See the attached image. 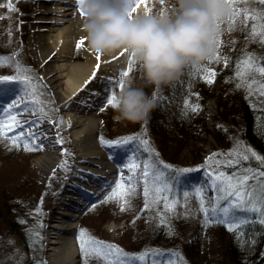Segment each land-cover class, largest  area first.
<instances>
[{
	"label": "rangeland",
	"instance_id": "374dc122",
	"mask_svg": "<svg viewBox=\"0 0 264 264\" xmlns=\"http://www.w3.org/2000/svg\"><path fill=\"white\" fill-rule=\"evenodd\" d=\"M36 3V0H0V5H3L0 6V16L4 17L0 19V56L13 57L14 61H19L24 67L33 70V73L29 75L34 79L42 78L40 83L43 87H37L36 91L44 93L40 97V101L44 110L48 113L47 117L42 119L39 113L35 115L31 114V107L24 109L27 101H20L19 107L13 108L12 111L16 113V120L22 126L15 127L13 131L7 132L8 137H16L20 132H24V136L19 138V146H14L9 139H0V264H36V257H31L32 255H29L23 249L19 241L21 233L24 232L29 235L33 231L36 234L34 238L37 242L33 244L37 248V254L41 253V260L46 262V232L48 224L55 219L58 210L56 205L57 195L58 193H63L66 188H70V181L73 182V177L78 170L77 164L74 167L69 166L74 148L70 142L71 134L65 117V106L54 97L43 79L41 66L30 46V39L34 31L33 27L37 20ZM9 4L15 9L14 11L9 10ZM171 4L172 0H148L150 12L153 14L159 13L161 10L170 13L173 11L170 7ZM235 7H238L242 11L246 8L264 10V4H260L259 0H242ZM233 10L234 8H231L232 12ZM78 11L80 12L79 9ZM241 19H237L231 31L228 30L229 25L222 27L221 46L219 49H216L221 59L219 61L213 60L211 64L207 62L206 66L209 70L216 73L214 82L211 84L215 87L217 98L225 99L234 94L243 97L252 105L264 109V96H261L258 92L247 96L245 88L236 87L237 82L231 79L236 75L237 62L248 54H255L257 58L264 57V43L260 42V36L257 35L253 38L250 35L252 24H264V19L249 20L247 28H244ZM9 31L11 34H9ZM77 44L78 42L74 47V59L83 60L85 45L83 44L78 50ZM14 53H18V55H14ZM223 58L228 59L227 66H225ZM128 61L129 58L122 71L128 69ZM260 63L264 65V60L260 61ZM122 71L114 78L99 81L104 99L100 102L95 112L99 124L96 140L106 154L115 158L125 157L127 159L133 151H136L140 160H143L149 153L144 150L145 146L140 144V141L147 140L148 147L154 149L153 155L158 154V159L171 166L172 171L191 169V172L183 175L190 176L191 174H197L193 176H198L200 179L197 178L196 183L189 182L191 184L187 187L189 190L193 189L194 186L204 185L208 179V174L213 169L223 170L228 173L227 170L223 169L221 163L222 157H226V155L216 156L208 168H205V161L214 153L226 154L237 146V140L234 135L230 138V143L223 146L224 148L219 146L214 136L217 127L221 126L220 110L215 100H209L201 107L205 123L204 127L209 132L197 135L195 130H190L185 133H179L180 136L162 137L152 130L149 118L137 123L113 119L117 113L114 107L105 102V99L113 92L117 96L123 89L119 86L115 89L109 87L111 82L120 79L119 74ZM199 74H202L200 70ZM15 75L16 72L12 64L0 66V78L14 77ZM252 77L258 82H264V76L258 72H253L250 78ZM129 78L134 80L136 86L144 87L145 92L152 99L154 97L155 99H164L167 96L166 86L160 90H156L153 86L144 85L138 65H133L128 76L123 78L124 84ZM21 87L17 80L0 82V110H3L14 99L19 100L20 96L23 95ZM21 109L24 110L21 111ZM61 118L64 123H58V120ZM33 121H37L38 123L33 124ZM29 132L38 137L34 141V144L28 135ZM101 136L106 140H117L127 137H136L137 139L131 140L128 144L116 145L109 148L101 145L99 139ZM25 142L33 147L34 150L26 151L24 147ZM49 142H54L55 149L61 153L62 158L58 165L66 159L68 161V168L65 170L59 168L57 165L49 177L43 180L35 162L46 152ZM36 145L41 147L37 150L35 148ZM65 150L71 153V155H62ZM239 151L247 154V149L242 148L241 144ZM227 158L229 159L228 156ZM251 161L256 164L255 168L257 170H264L262 162L256 161L251 157L247 161H242L237 166L242 165L243 168H246L244 167L246 165L251 167ZM200 165H203V168H195ZM142 172L143 166L141 165V167L136 169L134 176L128 171H125L123 174L124 179H128L131 176L132 180L138 181L136 194L127 197L130 204L125 205L124 211L120 210V203L117 200H107V195H111L109 187L104 190L103 194L87 203V206L83 209L76 222L74 230L78 247L77 264H85V258L82 256L80 242L77 238L81 229L87 230L88 234L96 240L116 245L124 253H127L128 256L138 257L141 254L147 253L144 261L133 260L131 264H153V261L156 264H168L170 259L174 261V264H180V259L183 260L184 264H188L176 245L171 247L164 242L152 243L149 237H146V234L152 224L161 223L165 215L172 214L173 212H191L196 218L201 211L198 201L199 197L193 191H191L192 195L187 194L188 196L184 195L183 198L177 197L175 199L178 202L169 211L165 209L163 200L153 203L150 196V208L145 210L144 180L141 179ZM53 173L55 174L53 175ZM181 174L171 176L172 182L181 183L179 182ZM228 174L231 175L232 173ZM175 176H177L176 179L173 178ZM121 178V173L118 171L112 182ZM260 179L264 180V177ZM248 183L252 184L254 181L249 180ZM149 188L151 189V185H149ZM208 193L212 195L213 204L210 206L207 202L208 200L205 199L204 207L208 206L211 208L215 206V193L213 191H208ZM106 200L107 202H105ZM169 200L172 199L169 197ZM9 204L13 211L12 214L7 213ZM93 205L95 206L93 207ZM37 209L42 214H36ZM112 223L115 225V230L109 228ZM40 225H43V227ZM39 237L43 239H39ZM34 245L32 246L33 248ZM171 253H178V257L170 256L169 254ZM128 256H120L119 259L125 261L127 264ZM211 256L214 255L211 253L209 258ZM115 259L116 256H110L108 260H105L97 254H92L87 258V264H109V261Z\"/></svg>",
	"mask_w": 264,
	"mask_h": 264
},
{
	"label": "snow or ice",
	"instance_id": "6c2138e0",
	"mask_svg": "<svg viewBox=\"0 0 264 264\" xmlns=\"http://www.w3.org/2000/svg\"><path fill=\"white\" fill-rule=\"evenodd\" d=\"M117 2L122 6L124 13L131 18L132 12L136 7H139L141 4H144L145 11L150 12L151 9L148 6V0H117ZM223 2L230 8H234L229 22L228 30L231 31L233 26L236 24L237 19H241V23L244 28L248 27V21H256L259 19H264V10H255V9H244L240 10L238 7H235L242 0H223ZM260 4H264V0H259ZM3 6V5H0ZM84 0H75L74 10L77 8L80 10V14L84 16ZM9 10L14 11L11 4H9ZM4 17L0 16V19ZM9 34L11 32L9 31ZM250 35L255 38L257 35L260 36V42L264 43V24L257 25L253 23L251 26ZM235 43V41H233ZM84 44V39L77 44V49ZM221 46V41L219 40L216 44V49H219ZM18 55V53H14ZM97 60L99 61L100 56L97 55ZM221 59L219 52L216 50V54L213 60L219 61ZM212 60V61H213ZM225 66L228 64V59L223 58ZM264 60V57L257 58L255 54H248L245 58L237 62V72L234 77L231 79L236 81V87H244L247 93V96H251L254 93L258 92L261 96H264V82H258L252 76L253 72H258L264 76V65L260 61ZM208 62L211 64V62ZM6 64H12L14 66L16 75L14 77H2L0 82L8 80H17L18 83L22 86L21 91L23 95L20 96L19 100H13L9 103L3 110H0V139H9L14 146H19V138L24 136V132H20L16 137H8L7 132L13 131L15 127H21L20 123L16 120V113L12 111L13 108L19 107L20 101H27L24 105V109L31 107V114L35 115L40 114L41 118H46L48 113L44 110L43 105L41 104L40 97L44 95L43 92H37V87H43L40 83L42 78H33L29 74L33 73V70L27 67H24L19 63V61H14L13 57L10 56H0V66ZM132 60L128 61V69L122 71L119 80H115L110 83L109 87L115 89L119 86L121 89L124 86V77H127L129 72L132 70ZM100 71V64L96 66V70L93 72L92 79H97L96 73ZM202 78L209 84L214 82L216 73L215 71L209 70L207 67L202 69ZM255 85V87H253ZM107 91V89H106ZM246 96V98H247ZM105 102L112 106H116V95L113 92L106 97ZM155 103V97L153 99ZM24 109H21L23 111ZM55 110V109H53ZM200 110L198 104H188L185 102L184 111L187 113L198 112ZM33 124L38 123L33 121ZM58 123H64L61 119L58 120ZM70 126V125H69ZM258 131L264 135V119L261 120ZM28 135L31 137V141L34 144V141L38 138L35 134L29 132ZM100 143L102 146L113 147L121 144H128L131 140L137 139L136 137H127L117 140H106L103 136L100 138ZM62 142V141H58ZM237 146L229 153H214L205 161V168L211 164L216 156H228L229 159L224 162V167H235L236 165L241 164L242 161H247L249 158H254L256 161L262 162V167H264V159L257 155L255 151L251 148L247 149V154H244L239 151L240 142L237 141ZM140 144L144 145V150L149 153L147 157L143 160H140V157L137 155L136 151H133L127 158L126 164H121L120 173L122 178L117 181H113L109 185L111 195H107V200H117L120 203V210H125V205L130 204V201L127 199L129 196L136 194V185L138 181L132 180L131 176L128 179L123 178L125 168L131 173L132 176L136 174V169L143 166V172L141 174V179L144 180L143 185V194L145 196L144 208L145 210L150 208L149 197L151 196L153 203H158L160 200L164 201V207L166 210H172L175 204L178 202L175 197L172 200H169V195L172 193L174 184L172 183L171 176L177 175L180 173H187L192 171L191 169H180V170H171V166L163 163L158 159V154L153 155L154 149L148 147L147 140H141ZM25 150L31 151L34 150L27 142H25ZM39 145H36L35 148L38 150ZM62 155L70 156L71 153L65 152ZM59 168L67 170L68 161L65 159L58 165ZM55 173H53L54 175ZM264 177V170L253 169L252 167L239 168L237 171L233 172L231 175L226 173L223 170L213 169L208 174V179L205 181L204 185L194 186L191 191H193L199 197L200 210L205 213L204 223L209 222H220L226 223L229 225V230L234 231L240 224L248 223L252 220H256L261 224H264V180L260 178ZM252 180L254 183L249 184L248 181ZM211 181V183H209ZM151 185V189L149 188ZM208 191H213L215 193V206L211 207V214H209V209L204 207L205 199L208 200L209 205L213 204L212 197H206L204 193ZM163 193V195H161ZM187 195V192L184 193ZM107 200L105 202H107ZM95 205H93L94 207ZM36 214H42L39 209H37ZM222 214V217H221ZM135 222V221H133ZM161 222H165L163 219ZM23 223V221H21ZM43 227V225H40ZM35 232L29 234V239L33 240V243H36L37 240L34 238ZM78 240L80 242V248L82 256L85 258V264H87V258L92 254H97L103 257L105 260H108L110 256H116L115 260L109 261V264H126L125 261L120 260V256H128L127 253H124L122 249H119L116 245L107 244L105 242L96 240L88 234L87 230L81 229L78 233ZM39 239H43L39 237ZM11 243V241H10ZM159 255V253H157ZM170 256H177L178 253H171ZM147 253L141 254L138 257L128 256L127 264H131L133 260L144 261ZM36 264H46L43 260L36 261ZM153 264H156L153 261ZM168 264H174V261L169 260ZM180 264H184L183 260L180 259Z\"/></svg>",
	"mask_w": 264,
	"mask_h": 264
},
{
	"label": "bare ground",
	"instance_id": "6f19581e",
	"mask_svg": "<svg viewBox=\"0 0 264 264\" xmlns=\"http://www.w3.org/2000/svg\"><path fill=\"white\" fill-rule=\"evenodd\" d=\"M36 1L37 20L30 46L41 66L43 79L54 97L65 106L74 148L69 166L78 165L70 188L57 195L58 210L48 224L45 257L47 264H77L76 222L87 203L109 187L121 163H127L125 157L109 156L99 145L95 112L104 99L99 81L114 78L124 69L129 57L121 51L110 57L100 56L98 61L84 39V59L75 60V44L84 36L83 16L78 9L74 10L75 0ZM140 11H145L144 4L136 7L132 16ZM98 63L100 71L96 73L97 79H92ZM55 147L54 142H49L46 152L35 162L43 180L61 161V153ZM109 228L115 230L114 223Z\"/></svg>",
	"mask_w": 264,
	"mask_h": 264
},
{
	"label": "trees",
	"instance_id": "16d2710c",
	"mask_svg": "<svg viewBox=\"0 0 264 264\" xmlns=\"http://www.w3.org/2000/svg\"><path fill=\"white\" fill-rule=\"evenodd\" d=\"M206 63L196 68L185 69L179 80L166 86L167 96L164 99H155V108L149 116L152 130L162 137L180 136L179 133L190 130H195L197 135L209 132L204 127L201 107L205 102L215 100L220 110L221 126L217 127L214 135L219 146L229 144L230 138L234 135L242 148H251L264 158V135L258 131L261 120L264 119V109L234 94L225 99L217 98L215 87L202 78L203 74H199V70L202 72V69L207 67ZM185 102L190 105L198 104L200 110L185 113ZM227 160V156L222 157L221 163L228 173L242 167V165L224 167ZM203 165L195 168H203ZM250 165L256 169L254 162L251 161ZM183 174L186 173L180 175V181L177 180L181 183L172 182L174 188L169 195L170 199L183 198L185 192L192 195L191 190L187 188L191 185L189 182L196 183L197 178L200 179L193 176L197 174L190 176ZM173 178L176 179L177 176ZM204 195L212 197L208 192ZM205 208H208L211 214V208L208 206ZM7 213H13L10 204ZM164 220L165 222L152 224L146 237H149L152 243L164 242L171 247L176 245L188 264H264V224L256 220L240 224L234 231H230L229 225L220 220L205 224L203 211H200L196 218L191 212H173L165 215ZM19 241L23 249L32 255L31 257H36V261L41 260V253L37 254V248L33 240L29 239V235L21 233ZM211 253L214 256L209 258Z\"/></svg>",
	"mask_w": 264,
	"mask_h": 264
},
{
	"label": "clouds",
	"instance_id": "9594fccd",
	"mask_svg": "<svg viewBox=\"0 0 264 264\" xmlns=\"http://www.w3.org/2000/svg\"><path fill=\"white\" fill-rule=\"evenodd\" d=\"M170 13L140 11L129 18L117 0H84L82 37L93 55L126 52L145 86L156 90L179 80L185 69L213 60L232 11L223 0H172ZM155 108L133 79L116 96V121L137 123Z\"/></svg>",
	"mask_w": 264,
	"mask_h": 264
}]
</instances>
